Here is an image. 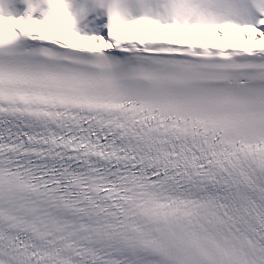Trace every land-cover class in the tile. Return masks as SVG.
Returning <instances> with one entry per match:
<instances>
[{
  "label": "snow or ice",
  "instance_id": "6c2138e0",
  "mask_svg": "<svg viewBox=\"0 0 264 264\" xmlns=\"http://www.w3.org/2000/svg\"><path fill=\"white\" fill-rule=\"evenodd\" d=\"M0 264H264V0H0Z\"/></svg>",
  "mask_w": 264,
  "mask_h": 264
},
{
  "label": "bare ground",
  "instance_id": "6f19581e",
  "mask_svg": "<svg viewBox=\"0 0 264 264\" xmlns=\"http://www.w3.org/2000/svg\"><path fill=\"white\" fill-rule=\"evenodd\" d=\"M62 35H63V34H62ZM62 35H61V36H62ZM74 39H75V38H74ZM211 42L219 43V41L215 40V38H213V40H212ZM231 42H233V43H239L238 40H237V41H231Z\"/></svg>",
  "mask_w": 264,
  "mask_h": 264
}]
</instances>
